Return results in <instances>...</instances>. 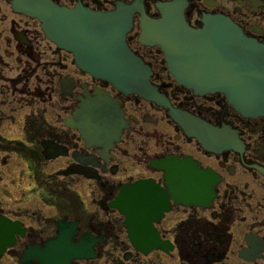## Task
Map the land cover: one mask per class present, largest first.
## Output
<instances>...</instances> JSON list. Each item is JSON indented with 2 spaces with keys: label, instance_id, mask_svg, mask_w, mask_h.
I'll return each instance as SVG.
<instances>
[{
  "label": "flooded vegetation",
  "instance_id": "obj_1",
  "mask_svg": "<svg viewBox=\"0 0 264 264\" xmlns=\"http://www.w3.org/2000/svg\"><path fill=\"white\" fill-rule=\"evenodd\" d=\"M50 1L103 13L132 8L126 39L151 68V84L172 107L214 128V139L206 145L162 106L83 72L72 53L47 38L38 19L17 10L19 0H0V128L27 109L24 139L9 141L10 148L0 145L10 152L0 159V222L15 226L14 241L0 249V264H28L23 259L30 247H43L64 228L75 229L73 241L96 239L95 256L74 264H264V115H244L222 90L199 93L181 84L162 47L142 40L144 20H160L163 6L179 1L193 28H202L208 16H222L264 46V0ZM98 92L112 99L125 122L112 146L88 145L77 126L67 125L81 99L102 97ZM45 141L65 153L46 158ZM166 158L170 168L174 160L187 162L185 182L194 194L177 202L170 192V210L153 222L166 248L139 249L127 217L111 203L124 185L137 181L154 180L167 189L165 171L158 168ZM52 163L59 168L50 173ZM72 165L91 175H65ZM79 187L97 205L86 203Z\"/></svg>",
  "mask_w": 264,
  "mask_h": 264
},
{
  "label": "water",
  "instance_id": "obj_2",
  "mask_svg": "<svg viewBox=\"0 0 264 264\" xmlns=\"http://www.w3.org/2000/svg\"><path fill=\"white\" fill-rule=\"evenodd\" d=\"M16 6L18 11L38 19L47 38L72 53L80 70L110 83L124 95L137 94L162 106L169 116L203 143L210 145L213 141L214 128L172 107L166 96L151 84V68L127 43V34L132 27V8L119 7L117 11L103 13L83 7L69 9L50 0H19ZM162 10L160 20H144L142 40L162 47L175 78L199 93L226 92L244 115H264V46L245 37L228 18L208 16L204 26L196 29L185 19L179 1L163 6ZM98 94L102 97L93 99L87 95V99H81L74 118H69L67 125L77 126L88 145L111 143L112 146L119 140L125 122L122 123V116L112 99L104 92ZM225 137L223 134V144H226ZM42 144L48 159L65 153L53 142ZM78 160L82 164L89 162L83 158ZM173 163L170 168V158H166L158 167L165 171L167 189L154 180L137 181L124 185L111 203L127 217L129 236L136 248H166L167 244L160 240L153 222L161 219L164 211L170 210V192L177 202L194 194L185 182L189 178L187 162L174 160ZM88 170L82 165H72L64 174L90 176ZM190 175L193 177L195 173L190 171ZM9 223L7 220L0 222L1 250L14 241L11 231L15 226ZM8 229L9 235L4 238L2 234ZM75 235V229H61L59 235L43 247H30L23 262L74 264L77 260L94 257L96 239L73 241Z\"/></svg>",
  "mask_w": 264,
  "mask_h": 264
},
{
  "label": "rangeland",
  "instance_id": "obj_3",
  "mask_svg": "<svg viewBox=\"0 0 264 264\" xmlns=\"http://www.w3.org/2000/svg\"><path fill=\"white\" fill-rule=\"evenodd\" d=\"M25 109V108H23ZM27 111V109L25 110H18L15 114H13L15 116L14 121L12 122V120H8V121H4L3 122V128H0V132L2 133V135L7 139V141H3V143L0 142L1 148L5 149V148H10L11 144L8 143L11 140L14 139H20L23 140L24 139V129H23V116L25 114V112ZM10 114V113H9ZM8 114V115H9ZM52 118L55 119L54 116H52ZM10 154V152H9ZM8 152H4V151H0V159L5 158L7 155H9ZM0 168H1V164H0ZM8 168H13V167H7L5 169ZM59 167L56 163H52L50 165H47L46 169L48 172L53 173L55 170H57ZM81 189V191H86L84 189H82L81 187H79ZM94 197L99 200V196L97 195V193H95ZM82 198L83 200L88 203L89 205H97L98 201L92 203L91 198H87V194L86 192H84L82 194Z\"/></svg>",
  "mask_w": 264,
  "mask_h": 264
}]
</instances>
